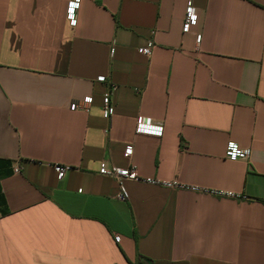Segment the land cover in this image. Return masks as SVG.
Here are the masks:
<instances>
[{
	"label": "crops",
	"instance_id": "obj_1",
	"mask_svg": "<svg viewBox=\"0 0 264 264\" xmlns=\"http://www.w3.org/2000/svg\"><path fill=\"white\" fill-rule=\"evenodd\" d=\"M68 1L0 0V264H264V0Z\"/></svg>",
	"mask_w": 264,
	"mask_h": 264
},
{
	"label": "built area",
	"instance_id": "obj_2",
	"mask_svg": "<svg viewBox=\"0 0 264 264\" xmlns=\"http://www.w3.org/2000/svg\"><path fill=\"white\" fill-rule=\"evenodd\" d=\"M80 0H69L66 5V19L70 25L75 24V11L79 6ZM197 23V15L194 11L193 0H186L185 9H184V18L182 23V32L187 33L189 30L195 26ZM198 43L200 40V35H196L195 38ZM153 47V42L151 40L147 41L144 46L138 47L137 52L143 56H149L151 49ZM98 82H104L105 78L100 76L96 79ZM91 97L87 96L82 99V104H90ZM69 109L74 111L79 109V104L77 102H72L69 106ZM113 104L108 92L104 93L102 96V116L106 119L110 118L113 113ZM134 132L136 134L150 135V136H161L163 132V127L161 124L153 123L148 120H145L142 116H138L135 119ZM132 152V147L130 145L125 146L124 156L129 157ZM250 150L247 148H241L234 142H228L224 150V157L229 161L235 160H246L249 158ZM53 170L56 173V178L61 179L64 175L65 168L59 165H54ZM98 174L113 178L114 180L120 182L123 179H132L138 181H144L148 183H154L152 179H140L136 175L135 168L133 166L126 168H107L104 163H100L98 167ZM162 185L167 187H180L177 184L170 182H162ZM196 189V188H195ZM215 195L220 196V193H214ZM116 198L118 200L124 201L127 199V193L122 190L117 194ZM115 241L119 240V237L114 238Z\"/></svg>",
	"mask_w": 264,
	"mask_h": 264
},
{
	"label": "water",
	"instance_id": "obj_3",
	"mask_svg": "<svg viewBox=\"0 0 264 264\" xmlns=\"http://www.w3.org/2000/svg\"><path fill=\"white\" fill-rule=\"evenodd\" d=\"M141 262H142L143 264H150V261H148V260H146V259H144V258L141 259Z\"/></svg>",
	"mask_w": 264,
	"mask_h": 264
},
{
	"label": "trees",
	"instance_id": "obj_4",
	"mask_svg": "<svg viewBox=\"0 0 264 264\" xmlns=\"http://www.w3.org/2000/svg\"><path fill=\"white\" fill-rule=\"evenodd\" d=\"M141 259H142L141 257L138 258V262H137V264H143V263L141 262Z\"/></svg>",
	"mask_w": 264,
	"mask_h": 264
}]
</instances>
